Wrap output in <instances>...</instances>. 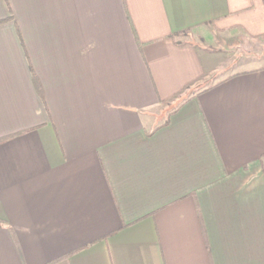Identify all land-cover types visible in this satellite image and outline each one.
Instances as JSON below:
<instances>
[{
  "label": "crops",
  "instance_id": "1",
  "mask_svg": "<svg viewBox=\"0 0 264 264\" xmlns=\"http://www.w3.org/2000/svg\"><path fill=\"white\" fill-rule=\"evenodd\" d=\"M248 36L264 0H0V264H264V67L168 105Z\"/></svg>",
  "mask_w": 264,
  "mask_h": 264
},
{
  "label": "rangeland",
  "instance_id": "2",
  "mask_svg": "<svg viewBox=\"0 0 264 264\" xmlns=\"http://www.w3.org/2000/svg\"><path fill=\"white\" fill-rule=\"evenodd\" d=\"M243 40H233L230 43H217V46L213 47L211 51H207L205 48H200L199 51L203 57L207 58L209 55V64L215 67V73L207 81L200 83L197 87L189 88L185 90V94L176 98V100L169 102L170 108H174L181 102L182 99L187 98L195 90L206 86L209 83H213L227 76L259 67H264V36L259 37H243ZM179 39L184 41H195L199 39L197 36L192 34H182ZM213 45V43H212ZM210 52V53H209ZM211 80V81H210ZM162 114H159L158 120H163L166 116L167 109ZM169 108V109H170Z\"/></svg>",
  "mask_w": 264,
  "mask_h": 264
},
{
  "label": "trees",
  "instance_id": "3",
  "mask_svg": "<svg viewBox=\"0 0 264 264\" xmlns=\"http://www.w3.org/2000/svg\"><path fill=\"white\" fill-rule=\"evenodd\" d=\"M34 78H35V81H36L37 91L39 92L40 96L43 97L44 96V90H43V88L41 86L42 84L39 83V80L37 79L36 74L34 75ZM43 99H44V97H43ZM11 136H13V135L0 138V142H2L3 140H5V138L7 139V138H9Z\"/></svg>",
  "mask_w": 264,
  "mask_h": 264
}]
</instances>
